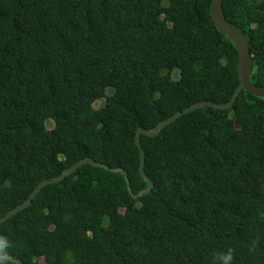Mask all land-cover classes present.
Returning a JSON list of instances; mask_svg holds the SVG:
<instances>
[{
	"label": "trees",
	"instance_id": "trees-1",
	"mask_svg": "<svg viewBox=\"0 0 264 264\" xmlns=\"http://www.w3.org/2000/svg\"><path fill=\"white\" fill-rule=\"evenodd\" d=\"M214 1L0 0V219L85 159L123 169L134 195L147 188L137 132L226 105L240 85ZM223 11L264 89V0ZM140 141L150 194L135 200L122 174L84 165L0 227L8 257L264 264V97L243 91L230 110L191 112Z\"/></svg>",
	"mask_w": 264,
	"mask_h": 264
},
{
	"label": "water",
	"instance_id": "water-1",
	"mask_svg": "<svg viewBox=\"0 0 264 264\" xmlns=\"http://www.w3.org/2000/svg\"><path fill=\"white\" fill-rule=\"evenodd\" d=\"M223 4L224 0H215L212 4L211 7V15L213 18L214 23L216 26L223 32L225 35L230 38V40L233 42L235 45L236 49L238 50L239 54V62H238V73H239V80H240V85L238 89L236 90L233 99L231 102H229L226 105H215L213 103H208V102H202L198 103L196 105L191 106L190 108L184 110L183 112L177 113L174 117L169 119L168 121L162 122L158 127L152 130H143L140 129L137 132L136 136V145L140 149L141 152V164H140V173L142 178L144 179L145 183L147 184V188L140 193L134 195L132 190L130 189V183L128 180V174L123 170V169H110L106 165L98 164L95 163L91 159H85L81 161L79 164L75 165L72 169H69L65 171L61 176L54 178L52 180H46L43 183H41L37 189L34 191V193L31 195V197L21 206L17 207L13 211H11L7 216L3 217L0 219V227L13 218L14 216L18 215L20 212H23L28 206L31 205L32 201L36 198V196L47 186L57 184L62 182L64 179L67 177H70L74 173L78 171V169L84 165H92L93 167L97 168H103L106 169L107 171L117 174L120 173L122 174L125 179L127 180V185L130 194L133 196L135 200H138L141 197H144L152 192L154 189V183L149 179V177L146 174L145 170V152L142 149L141 146V141L140 137L141 135H145L150 138H156L165 128H167L169 125L175 123L178 119H180L182 116L187 115L191 112H195L200 109L204 108H217L221 111H226L230 110L234 103L236 102L237 98L240 96V94L245 91L249 92L254 96L257 97H264V89L263 88H257L253 86L250 83V78L252 74V69L254 65V59L251 54V49H250V43L248 38L245 36V34L237 28L235 25L231 24L225 17L224 11H223ZM0 258H3V254L0 253ZM7 260L15 262V264H23L20 261H15L11 257H7Z\"/></svg>",
	"mask_w": 264,
	"mask_h": 264
},
{
	"label": "clouds",
	"instance_id": "clouds-1",
	"mask_svg": "<svg viewBox=\"0 0 264 264\" xmlns=\"http://www.w3.org/2000/svg\"><path fill=\"white\" fill-rule=\"evenodd\" d=\"M9 248L8 241L0 237V253H3V258H0V264H7V257H8V252L7 249Z\"/></svg>",
	"mask_w": 264,
	"mask_h": 264
},
{
	"label": "rangeland",
	"instance_id": "rangeland-1",
	"mask_svg": "<svg viewBox=\"0 0 264 264\" xmlns=\"http://www.w3.org/2000/svg\"><path fill=\"white\" fill-rule=\"evenodd\" d=\"M103 104H104V101H99L98 103L95 104V108H100ZM48 127H51V124H49ZM122 212H124V210H122ZM39 262L44 263V259H40Z\"/></svg>",
	"mask_w": 264,
	"mask_h": 264
}]
</instances>
